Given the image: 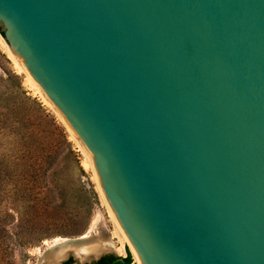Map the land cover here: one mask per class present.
I'll return each mask as SVG.
<instances>
[{
  "label": "water",
  "instance_id": "95a60500",
  "mask_svg": "<svg viewBox=\"0 0 264 264\" xmlns=\"http://www.w3.org/2000/svg\"><path fill=\"white\" fill-rule=\"evenodd\" d=\"M0 22L143 264H264V0H0Z\"/></svg>",
  "mask_w": 264,
  "mask_h": 264
},
{
  "label": "rangeland",
  "instance_id": "374dc122",
  "mask_svg": "<svg viewBox=\"0 0 264 264\" xmlns=\"http://www.w3.org/2000/svg\"><path fill=\"white\" fill-rule=\"evenodd\" d=\"M0 28L3 30L1 22ZM8 53L10 51L0 35V96H5L6 104L16 109L24 118V124L36 143L21 148V146H13L7 141L0 142V180L3 179L2 173L5 171L11 175L15 174L16 171H26L30 163L31 152L32 154L40 152L41 156L50 154L53 164L52 170L58 171V175L56 184L51 180H40L37 184L41 190L40 194L45 187H50L53 191L47 197L48 202L42 203L44 205L38 208L37 217L40 222L36 223L35 226L18 222L14 209L20 203L19 199H14L10 192L0 188V264H35L37 257L44 254L51 245L64 239L80 237L88 238L91 244L97 242L106 244L107 249L102 251L104 253L101 256L124 258L127 250H129L124 239L127 237L116 221L100 189L90 154L85 149L87 153L83 152L81 144L63 126L60 117L49 101L44 100L42 97L44 94L41 95L36 90L24 69L18 64L23 69L21 71L9 58ZM12 74L21 78V85L27 92L26 95L41 102L64 127L85 175L79 173L72 156L67 162H64V155L68 148L61 143L58 134L52 133V128L48 126L42 112L19 93L17 81L12 78ZM23 152L27 153L26 156L29 158L18 160L16 157L24 154ZM19 183L21 187L25 186V183ZM11 184L13 185V182ZM55 185L59 187V190H62L63 199L60 193L54 189ZM77 195L79 196L77 197ZM73 220L88 223L87 229L82 235L65 236L61 234V231L59 232L60 229L55 227L60 224H69L70 227L75 224H71ZM45 225L52 230L50 231L52 237L39 240V236L44 232V229L41 231L40 227ZM66 261L79 264L72 257L67 258ZM132 264H135L133 257Z\"/></svg>",
  "mask_w": 264,
  "mask_h": 264
},
{
  "label": "trees",
  "instance_id": "16d2710c",
  "mask_svg": "<svg viewBox=\"0 0 264 264\" xmlns=\"http://www.w3.org/2000/svg\"><path fill=\"white\" fill-rule=\"evenodd\" d=\"M0 35L4 37V32L1 28ZM6 61L8 62V60ZM12 78L17 81L19 93L42 112L43 118L46 120L48 126H51L52 128V133L58 134L61 138V143L68 148L67 153L64 155V162H67L70 159V156H72L76 162L79 173L85 175L84 170L81 168L79 160L77 159L78 155L73 149L72 143L68 140V135L64 127L58 122L56 117L42 105L41 102H39L36 98H31L26 95L27 92L23 89L21 85V78L18 75L12 74ZM24 123V118L20 116L16 109L6 104L5 96L1 95L0 142L7 141L9 144L13 146H21V148H26L27 145L35 144L36 142L32 138L30 131H28ZM23 153L24 154L16 158L18 160H22L30 157V163L27 170L24 172L16 171L15 174L12 175L7 171L3 172V179L0 180V188H3L6 192H10V195H12L14 199H19L20 203L17 205V208L14 209V214H16L18 222H20V224L26 223L30 224V226H35L36 223L40 222L37 217L39 213L38 208L41 205H44L42 203L48 202L47 197H49L53 191L52 188L45 187L43 188V192L40 194L41 190L38 188L37 184L40 180H51V182L56 184L58 171L52 170L53 164L50 154L41 156L40 152H35V157V153L32 154L31 152V156L28 157L26 156L27 153ZM10 175L11 177L9 178ZM10 182H13V185ZM19 182L22 184L25 183V186L21 187ZM54 187L63 199L62 190H59V187L56 185ZM78 196L79 195H77V197ZM73 223L75 224L70 227L68 226L69 224H60L55 227L56 229H60L59 232L61 231L62 235L73 237L82 235L88 226L87 222H77L76 220H73L71 224ZM40 230H43L44 232L39 236V240L46 237H52L50 235V231L52 230H50L48 226L45 225L44 227H40ZM46 230L47 232H45ZM63 264L72 263L71 261H66ZM91 264H132V256L129 250H127V254L124 258L116 256H103L98 261Z\"/></svg>",
  "mask_w": 264,
  "mask_h": 264
},
{
  "label": "bare ground",
  "instance_id": "6f19581e",
  "mask_svg": "<svg viewBox=\"0 0 264 264\" xmlns=\"http://www.w3.org/2000/svg\"><path fill=\"white\" fill-rule=\"evenodd\" d=\"M8 50H9V48H8ZM8 56H9V58L12 59L14 64L22 71L23 69L18 65V63L16 62V59L12 56L11 52L8 53ZM29 78H30V76H29ZM30 82L36 88V90L42 95V91H41L40 87L38 86V84L34 80H32L31 78H30ZM42 97L44 98V100L48 101L44 95H42ZM81 149L83 150V152H86L84 150V148L81 147ZM93 167H94V164H93ZM111 211H112V209H111ZM113 215H114V213H113ZM115 219H116V217H115ZM124 239H125L126 245L128 246V248L130 250V253L133 257L134 263L135 264H143L142 260L140 259L137 252L135 251L134 246L131 244V242L128 240V238L127 239L124 238ZM90 242L91 241H88V238H86V237H80V238H77L76 241L70 240L68 242L66 239H64L61 242H57V243L51 245L50 248L48 249V251L45 252L44 254L40 255V256H44L43 262L45 264H60L61 262H63L64 260H66L67 258L72 257V256L78 262L83 264V263L89 262L93 258H97L102 253H104L102 251L107 249V245L104 244L103 242H97L96 244H91ZM147 254H148V256H147L148 261H150L151 263H154L150 254L149 253H147Z\"/></svg>",
  "mask_w": 264,
  "mask_h": 264
}]
</instances>
